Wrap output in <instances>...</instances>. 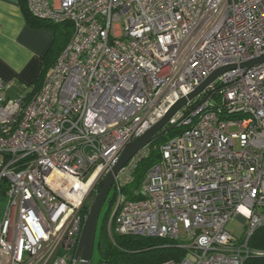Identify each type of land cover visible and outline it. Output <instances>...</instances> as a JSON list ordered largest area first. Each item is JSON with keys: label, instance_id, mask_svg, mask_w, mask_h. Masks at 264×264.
Returning <instances> with one entry per match:
<instances>
[{"label": "built area", "instance_id": "1", "mask_svg": "<svg viewBox=\"0 0 264 264\" xmlns=\"http://www.w3.org/2000/svg\"><path fill=\"white\" fill-rule=\"evenodd\" d=\"M70 21L72 35L31 95L0 77V264H79L92 189L120 151L211 72L222 71L169 121L138 199L120 189L119 234L167 237L185 249L157 264H244L264 223V0H26ZM111 186V187H112ZM245 223L243 235L226 224Z\"/></svg>", "mask_w": 264, "mask_h": 264}, {"label": "trees", "instance_id": "2", "mask_svg": "<svg viewBox=\"0 0 264 264\" xmlns=\"http://www.w3.org/2000/svg\"><path fill=\"white\" fill-rule=\"evenodd\" d=\"M20 5L25 12L28 22L35 25L49 27L53 31V38L46 53L42 57V67L34 81L33 91L36 92L45 77L46 71L54 64L59 52L66 45L72 35V24L70 21L49 22L32 16L26 7V0H20ZM184 128L176 124L173 129L159 135L156 139L146 144V153L137 158L129 173L128 180L121 184L122 194L128 199H138L139 186L146 171L160 160L159 146ZM101 188L98 182L84 204L87 210L91 207ZM111 196L108 199V207L98 219L95 233L93 252L96 253V264H157L164 260H178L185 254V249L176 245L174 240L167 237L138 236L130 234H119L113 230V223H109L112 214V205L116 198V191L111 187ZM106 201V200H105ZM249 244L263 253L249 257L244 264H264V223L258 226L252 233ZM91 263V261H90Z\"/></svg>", "mask_w": 264, "mask_h": 264}, {"label": "crops", "instance_id": "3", "mask_svg": "<svg viewBox=\"0 0 264 264\" xmlns=\"http://www.w3.org/2000/svg\"><path fill=\"white\" fill-rule=\"evenodd\" d=\"M52 38V29L28 22L20 0H0V77L13 82L10 96L33 91Z\"/></svg>", "mask_w": 264, "mask_h": 264}, {"label": "water", "instance_id": "4", "mask_svg": "<svg viewBox=\"0 0 264 264\" xmlns=\"http://www.w3.org/2000/svg\"><path fill=\"white\" fill-rule=\"evenodd\" d=\"M261 61H264V53L252 58L250 60L242 62L241 66L250 67ZM235 65H225L215 69L211 72L200 84H198L187 95L177 99L165 112V114L154 122L148 129L142 134L138 135L127 143L120 151L119 156L112 166L110 172L101 180V188L98 192L94 202L89 208L86 218L84 220L80 238L78 242L76 255L79 258V264H90L95 233L97 229L98 219L106 200V197L111 189L112 183L119 173L120 169L133 157L144 145L150 141L156 139L159 135L173 129L176 124H169L170 119L175 115L189 100H192L198 95L210 82H212L222 71L232 68Z\"/></svg>", "mask_w": 264, "mask_h": 264}, {"label": "rangeland", "instance_id": "5", "mask_svg": "<svg viewBox=\"0 0 264 264\" xmlns=\"http://www.w3.org/2000/svg\"><path fill=\"white\" fill-rule=\"evenodd\" d=\"M48 71V70H47ZM46 71V72H47ZM46 74V73H45ZM112 192L111 190L109 191L108 193V197L111 196ZM115 204H116V198H115V201L113 202V205H112V209L115 207ZM108 207V199H106V201L104 202L103 204V207L101 209V212H100V217L103 215L104 211L106 210V208ZM226 228L231 232L233 233L234 235L236 236H241L243 235V231L245 229V223L239 219L238 217H236L235 215L229 219V221L227 222L226 224ZM96 258H97V255L95 252L92 253V257H91V263L90 264H96Z\"/></svg>", "mask_w": 264, "mask_h": 264}]
</instances>
